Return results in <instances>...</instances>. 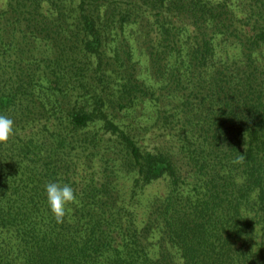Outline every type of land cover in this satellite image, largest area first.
<instances>
[{"label":"trees","instance_id":"obj_1","mask_svg":"<svg viewBox=\"0 0 264 264\" xmlns=\"http://www.w3.org/2000/svg\"><path fill=\"white\" fill-rule=\"evenodd\" d=\"M0 115V264H264V0H0Z\"/></svg>","mask_w":264,"mask_h":264},{"label":"clouds","instance_id":"obj_2","mask_svg":"<svg viewBox=\"0 0 264 264\" xmlns=\"http://www.w3.org/2000/svg\"><path fill=\"white\" fill-rule=\"evenodd\" d=\"M14 135V121L6 115H0V143H7ZM246 157L241 154L234 162L243 163ZM48 207L56 221L61 224L72 212L71 205L79 206L80 200L76 191L68 183L49 182L45 184Z\"/></svg>","mask_w":264,"mask_h":264},{"label":"rangeland","instance_id":"obj_3","mask_svg":"<svg viewBox=\"0 0 264 264\" xmlns=\"http://www.w3.org/2000/svg\"><path fill=\"white\" fill-rule=\"evenodd\" d=\"M165 189L164 182H155L154 184L150 185L148 187V193H157V192H163Z\"/></svg>","mask_w":264,"mask_h":264}]
</instances>
